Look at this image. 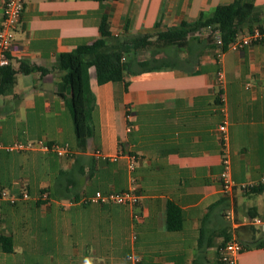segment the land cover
Returning <instances> with one entry per match:
<instances>
[{"label": "crops", "instance_id": "1", "mask_svg": "<svg viewBox=\"0 0 264 264\" xmlns=\"http://www.w3.org/2000/svg\"><path fill=\"white\" fill-rule=\"evenodd\" d=\"M233 1H25L11 63L48 71L18 72L0 94V143L43 141L68 144L70 150L61 155L39 146L0 148V189L30 195L15 205L0 204V264H192L198 256L202 264H217L224 230L255 218L264 222V191H248L264 183V43L229 48L219 60V47L199 48L196 33L191 48H164L178 62L173 67L103 84L91 67L94 133L84 150L65 98L71 88L54 68L61 53L81 45L102 38L119 44L125 36L176 28ZM242 1L253 2L254 9L239 34L264 27V0ZM2 19L0 0V26ZM133 55L149 59L151 51ZM224 119L235 183L231 195L222 192L218 127ZM132 188L141 197L136 206L84 200L98 190ZM170 202L183 213L179 230L168 228ZM255 226L257 238L236 264H264V229ZM203 228L212 244L199 250ZM1 237L10 240L11 250Z\"/></svg>", "mask_w": 264, "mask_h": 264}, {"label": "trees", "instance_id": "2", "mask_svg": "<svg viewBox=\"0 0 264 264\" xmlns=\"http://www.w3.org/2000/svg\"><path fill=\"white\" fill-rule=\"evenodd\" d=\"M253 9V2L234 0L231 3L217 6L211 13L204 14L199 19L184 20L176 28L166 29L154 34L144 33L136 36H125L119 44L112 45H109L106 39L102 38L94 43L81 45L73 51L61 53L54 68L63 72L62 78L71 88V94L65 96V98L73 116L78 147L84 150L88 139L94 133L91 123V111L94 105L90 85L91 67L95 68L97 80L100 84L108 81L124 80L126 74L173 67L178 62L168 55L166 56L164 48L170 46L177 49L191 48L193 45L190 37L196 33L199 34L196 39L199 48L214 45L215 39L212 33L207 35L201 33L203 29L209 26L213 30L220 31L223 49L227 50L229 44L236 39L241 29L252 21ZM105 21L100 26L103 37L109 35L105 31ZM259 28L264 29L263 26H259ZM142 49L151 51L149 59H139L133 55ZM33 71L45 73L48 69L27 62H21L18 69L12 63L0 65V94L5 93L15 83L18 72L30 73ZM248 191L250 193H261L264 191V183L251 186ZM222 202L224 200L219 201L214 206L220 205ZM183 220V213L179 206L170 202L168 205V228L170 230L181 229ZM259 230L253 224L240 225L233 231L226 229L219 248L222 249L234 236L242 240L240 241L245 248H249L251 242L257 238ZM206 238V230L203 228L199 250L211 246L212 239L208 238L207 240ZM1 241L6 250H11V242L8 238L1 237ZM262 243L259 242L257 246H261ZM192 264H202L200 256ZM217 264L225 263L218 259Z\"/></svg>", "mask_w": 264, "mask_h": 264}, {"label": "built area", "instance_id": "3", "mask_svg": "<svg viewBox=\"0 0 264 264\" xmlns=\"http://www.w3.org/2000/svg\"><path fill=\"white\" fill-rule=\"evenodd\" d=\"M26 0H3V19L0 26V65H7L11 63V52L14 47L16 40V34L21 22L22 13L25 7ZM203 30H209L213 34L216 46L219 47L217 57L222 60L223 55L226 50L223 49V40L219 30H213L212 27H207ZM257 43H264V29L263 28H253L246 33L238 34L236 39L232 41L227 49L241 50L246 46L254 45ZM219 83L224 82V73L222 70L219 71L218 75ZM225 96L222 94V99ZM218 136L221 141L223 152L222 161L224 169L221 173L222 178V192L225 195H231L234 190V180L231 175V157L229 152V130H228V120L224 119L218 127ZM43 147V148H53L58 151L59 154H64L69 152L70 146L59 145V144H48L43 141L39 143L29 142L24 143L16 141L10 144L0 143V148H6L7 150H24L33 147ZM97 154H101V151L97 150ZM111 158L116 159L117 156H111ZM133 162L131 166L134 167V161H136V156H131ZM29 193L27 190L21 193H12L8 189H0V204L3 201H8L9 203L15 205L22 199L29 198ZM140 195L136 192L134 188L123 190V191H113L108 193H103L102 191H95L92 195L86 197L84 200L90 203H120L136 206L140 202ZM249 224L259 225L260 228L264 229V222L260 218L253 219ZM245 250L242 242L234 236L230 241H228L225 246L220 251V260L225 264H236L238 256ZM137 262V258H135Z\"/></svg>", "mask_w": 264, "mask_h": 264}, {"label": "rangeland", "instance_id": "4", "mask_svg": "<svg viewBox=\"0 0 264 264\" xmlns=\"http://www.w3.org/2000/svg\"><path fill=\"white\" fill-rule=\"evenodd\" d=\"M202 33L204 34V35H207V34H209L210 32H209V30H202ZM239 240H241V239H239ZM242 241V240H241Z\"/></svg>", "mask_w": 264, "mask_h": 264}]
</instances>
